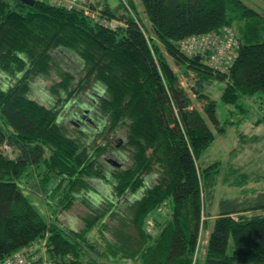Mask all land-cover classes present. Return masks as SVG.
<instances>
[{
	"label": "trees",
	"instance_id": "obj_1",
	"mask_svg": "<svg viewBox=\"0 0 264 264\" xmlns=\"http://www.w3.org/2000/svg\"><path fill=\"white\" fill-rule=\"evenodd\" d=\"M69 3L0 0V262L201 264L200 218L215 209L202 264H264V192L199 164L225 131L211 81L225 105L253 99L250 125L264 121V14L241 0ZM209 35L199 55L182 51ZM226 48L228 63L212 60ZM218 183L245 198L214 207ZM75 206L80 228L64 221Z\"/></svg>",
	"mask_w": 264,
	"mask_h": 264
},
{
	"label": "rangeland",
	"instance_id": "obj_2",
	"mask_svg": "<svg viewBox=\"0 0 264 264\" xmlns=\"http://www.w3.org/2000/svg\"><path fill=\"white\" fill-rule=\"evenodd\" d=\"M78 1L83 4L89 2V0ZM135 1L137 3V0ZM241 1L250 8H253L255 11L264 14V3L260 0ZM107 2L111 7H115L118 3V0H107ZM81 6L82 4H80V6L76 5L77 8H80ZM136 6L138 5L136 4ZM140 17V19H142V21L146 24L145 20H143L144 16L141 14ZM230 53V49L228 50L227 48L225 54L222 51H217L212 54V60L217 59L216 61L219 64L228 63L225 61L226 58L224 60V56H227ZM181 82L187 92L191 94L190 96L193 99L195 108H201V104L198 103L194 95H192L191 90L194 84H192L191 81H187V79H185L184 77H181ZM223 88L224 87L222 84L219 85L214 81H211L205 88L206 93L210 94V98L216 104V117L219 123L224 127L225 131L223 135L215 134L213 143H211L209 147L204 151L201 158L199 159V164L203 166H209V164H212L214 162H220V169L222 173L223 171L229 172L228 169H230L236 170L234 171L235 173H242L246 175L248 177V179H246L247 185L243 186V189L249 197H251L250 195L253 194L254 196H256L257 193L264 192V121L261 122L259 124L260 126L258 127H254L249 124L250 121L255 120V116L258 114L257 112L259 110V107H251L253 103L252 98L241 100L243 111H240L236 107H233L231 105L223 104L220 100ZM250 108H253V110H251ZM250 110L255 111L253 116H251ZM251 134H256L258 138V140L254 143L250 141L249 136ZM240 192L241 191L238 188L236 189L227 184L218 183L216 191L214 193V207L220 198H235L237 200L244 199L246 195L242 196ZM25 194L27 195L30 203L35 207L37 211L40 212L41 216H47L45 210L39 205V196L29 193ZM214 211L215 209L212 210L213 215H211L210 217H206V214H204L203 217L200 218L201 223L203 222V220L206 222V227L201 228L198 236L199 250L197 251V259L201 262V264L202 255L204 253L203 247L206 244L210 225L215 218ZM80 214V208L75 206L73 209L68 211L66 215H63L66 216L64 218V221L66 223L73 221L75 227L80 228L81 224L79 223V221L75 220L76 218H79ZM94 236L96 237L97 234H94ZM38 246L39 245L32 246L31 250L38 249Z\"/></svg>",
	"mask_w": 264,
	"mask_h": 264
},
{
	"label": "bare ground",
	"instance_id": "obj_3",
	"mask_svg": "<svg viewBox=\"0 0 264 264\" xmlns=\"http://www.w3.org/2000/svg\"><path fill=\"white\" fill-rule=\"evenodd\" d=\"M60 1H66V0H60ZM215 39L212 38L210 35L204 36V37H190V40L188 42H185L184 45H182V51L184 53H186L187 55H199V53H202V51L204 49L208 48L211 45V42L214 43ZM187 40L188 39H186L185 41H187ZM43 252L44 251H42V256H43L42 263L43 264H53V262L51 260L47 259V257L43 254ZM14 255H20V256L24 255L25 256L23 251H17V252H14V253L8 255L7 257H5L0 262V264H10V261L12 260V257ZM25 257H26V260L29 262V263L26 262L25 264H33V261H31L29 258H27V256H25ZM25 257H23V258H25Z\"/></svg>",
	"mask_w": 264,
	"mask_h": 264
},
{
	"label": "built area",
	"instance_id": "obj_4",
	"mask_svg": "<svg viewBox=\"0 0 264 264\" xmlns=\"http://www.w3.org/2000/svg\"><path fill=\"white\" fill-rule=\"evenodd\" d=\"M70 6L69 7H71V6H73V5H75L74 4V0H70ZM193 44V43H192ZM191 44V45H192ZM23 257H25L24 255H22ZM22 256H20V255H14L13 257H12V260L10 261V264H25L26 262L27 263H29L27 260H26V257L25 258H23Z\"/></svg>",
	"mask_w": 264,
	"mask_h": 264
},
{
	"label": "water",
	"instance_id": "obj_5",
	"mask_svg": "<svg viewBox=\"0 0 264 264\" xmlns=\"http://www.w3.org/2000/svg\"><path fill=\"white\" fill-rule=\"evenodd\" d=\"M18 1H20L26 5H30V6L33 5V2H34V0H18ZM196 58H198V57H196Z\"/></svg>",
	"mask_w": 264,
	"mask_h": 264
}]
</instances>
